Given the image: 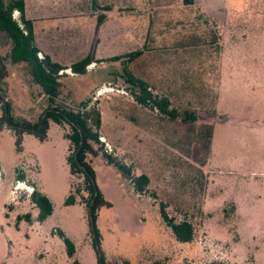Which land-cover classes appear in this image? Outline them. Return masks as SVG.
I'll use <instances>...</instances> for the list:
<instances>
[{
	"label": "rangeland",
	"instance_id": "rangeland-1",
	"mask_svg": "<svg viewBox=\"0 0 264 264\" xmlns=\"http://www.w3.org/2000/svg\"><path fill=\"white\" fill-rule=\"evenodd\" d=\"M29 2L39 58L69 67L93 57L83 74L59 72L54 105L98 107L101 144L87 156L109 206L93 223L74 192L84 185L70 174L67 125L50 122L43 141L24 132L16 149L3 105L34 124L51 103L0 31V264H97L94 227L108 264H264V0ZM137 50L127 69L170 99L177 118L137 103L121 60H104ZM105 151L132 176L147 175L146 190L136 191ZM34 190L52 203L41 221ZM163 207L193 223V241L176 239Z\"/></svg>",
	"mask_w": 264,
	"mask_h": 264
},
{
	"label": "trees",
	"instance_id": "trees-1",
	"mask_svg": "<svg viewBox=\"0 0 264 264\" xmlns=\"http://www.w3.org/2000/svg\"><path fill=\"white\" fill-rule=\"evenodd\" d=\"M187 3L190 0H185ZM109 9V6L104 7ZM17 11L19 19L13 18L12 14ZM105 15L100 14L97 18V26L101 25ZM0 31L5 32L12 41L11 57L14 61H22L30 64L32 74L35 81L42 87L44 93L48 95V100L51 103L40 116L38 121L31 124L27 121H16L6 109L9 106L7 103L4 106L3 120L9 128L14 131L15 145L19 151L21 148L22 134L24 132L34 134L40 141L46 139L49 123L54 122L58 125H67L68 130L64 136L68 141L67 163L70 174L81 175L83 178V189L76 188L75 193L80 195L81 201L88 208L92 222L94 223L96 212L101 206H109V203L104 200L102 193L98 189L95 182V173L88 160V154L95 155L96 149L93 144H101L99 134V127L101 122V114L97 106L90 105V100L83 101L80 104V110L67 109L54 105L55 98L59 92V82L57 78L59 72L70 69L73 73L83 74L86 67L94 60L91 55H86L80 60L72 63L69 67L63 66L60 63L53 61L51 57L44 54L41 58L38 57L40 53L36 45L32 23L25 15L24 0H0ZM142 54V51H132L123 55H115L104 59L105 61H119L124 64V78L125 81L131 84L138 90H133L132 96L134 100L145 106H150L159 110L161 113L171 117L177 118L179 113L176 109L171 108V101L166 97H159L154 95L149 90V85L146 81L136 78L127 69V63L134 60L137 56ZM102 61V60H100ZM4 66L0 58V83L4 76ZM184 120H196V113H187ZM107 162L117 166L118 170L123 176L129 178L136 191L143 192L146 190L149 177L142 175L134 177L131 175V170L116 161L106 151L103 153ZM21 177H18V180ZM82 191L87 192V197L82 194ZM73 196V195H72ZM31 201L38 207V220L41 221L52 213V203L44 195H40L34 190L30 196ZM69 200H73L71 197ZM164 206V205H163ZM164 211L165 208L163 207ZM163 211L166 223L171 227L176 239L180 242H191L195 236V229L192 222L183 220L177 222L174 217H170L167 212ZM30 221L28 214L23 216ZM97 264H108L105 261L104 255L99 245V238L97 229L94 227ZM69 254H72V245L65 240ZM74 264H78L74 262ZM121 264H127L125 262Z\"/></svg>",
	"mask_w": 264,
	"mask_h": 264
},
{
	"label": "crops",
	"instance_id": "crops-1",
	"mask_svg": "<svg viewBox=\"0 0 264 264\" xmlns=\"http://www.w3.org/2000/svg\"><path fill=\"white\" fill-rule=\"evenodd\" d=\"M40 1L41 0H33V2L39 7L40 6ZM24 4H25V15H26V17H27V15L28 14H30V8H29V4H30V2H29V0H24ZM37 12H39V9H38V11ZM37 12H35L34 14H36V17H37V14L39 15V13H37ZM31 16V15H30ZM35 17V18H36ZM31 18H33V17H31ZM45 19V18H44ZM31 20V19H30ZM35 34V33H34ZM37 45V44H36ZM37 47L39 48V45H37ZM39 50H40V48H39ZM40 52H41V50H40ZM44 54H46V53H44ZM48 55V54H47ZM51 57V56H50Z\"/></svg>",
	"mask_w": 264,
	"mask_h": 264
}]
</instances>
